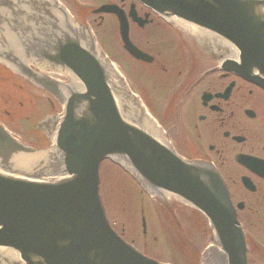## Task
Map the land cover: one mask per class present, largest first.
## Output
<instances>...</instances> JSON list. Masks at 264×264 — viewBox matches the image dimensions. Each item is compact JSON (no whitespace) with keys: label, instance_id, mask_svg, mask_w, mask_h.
Here are the masks:
<instances>
[{"label":"water","instance_id":"water-1","mask_svg":"<svg viewBox=\"0 0 264 264\" xmlns=\"http://www.w3.org/2000/svg\"><path fill=\"white\" fill-rule=\"evenodd\" d=\"M140 1L166 18L229 39L240 51L235 71L264 87V0ZM7 6L0 0L4 29L1 13ZM19 16L8 24L20 32L22 47L37 46L43 59L54 55L80 78L83 89L68 91L64 114L54 122L53 151L28 168L9 159L37 151L0 126L2 168L11 173L0 174V264H163L140 254L108 226L98 195L104 158L123 166L149 192L175 196L208 219L211 246L199 264H246L245 237L215 171L183 159L149 132L137 110L123 105V87L91 36L65 19L59 26L30 27ZM12 49L14 67L23 75L19 56L25 50L18 56Z\"/></svg>","mask_w":264,"mask_h":264},{"label":"flooded vegetation","instance_id":"flooded-vegetation-1","mask_svg":"<svg viewBox=\"0 0 264 264\" xmlns=\"http://www.w3.org/2000/svg\"><path fill=\"white\" fill-rule=\"evenodd\" d=\"M137 15L148 17L145 37L129 21L130 37L153 45L154 81L164 94L165 126L180 154L212 163L232 201L241 202L239 219L264 226V174L238 161L240 155L264 161V91L203 53L200 40L169 25L134 0ZM146 50V49H145ZM157 58V59H156ZM206 95V96H204ZM204 96V97H203ZM245 177L251 188L242 184Z\"/></svg>","mask_w":264,"mask_h":264},{"label":"rangeland","instance_id":"rangeland-1","mask_svg":"<svg viewBox=\"0 0 264 264\" xmlns=\"http://www.w3.org/2000/svg\"><path fill=\"white\" fill-rule=\"evenodd\" d=\"M78 3H82L87 9L94 8L98 2L102 0H76ZM88 14V10H86ZM92 29L96 33V36L110 56V58L116 63L118 67L125 73V76L130 82H132L133 89L141 97L144 104L149 107V100L152 99L150 96L151 85L149 86V80L146 76L147 72L151 70L149 65H134L119 48L117 37L115 39V30L110 18L106 17L104 22L98 26L100 19L89 13L87 17ZM144 42V41H143ZM147 43V42H144ZM1 90V88H0ZM10 94L6 97V104L0 106V113L3 108L12 111L13 106H18L17 103L23 101L25 104L28 102L25 98L17 96L16 91L12 88L9 89ZM4 92H8L5 91ZM16 95V96H15ZM152 95V93H151ZM35 100L34 105L38 104ZM41 105V104H40ZM12 107L11 109L7 108ZM22 109L19 111L20 114L29 115L28 118L22 117L20 119L10 118L4 119L8 128L11 129L15 134L25 136L28 138V130L30 122L38 119L39 117L46 114L47 110L43 106H38L37 109L32 108V104L29 109H24V104L21 105ZM20 107V106H19ZM13 109V110H12ZM17 110V108H16ZM37 110V113H35ZM151 112V110L148 108ZM156 110H158L156 108ZM39 112V113H38ZM161 114V111H157ZM34 116L30 118L31 115ZM100 194L105 206L109 220L115 224L118 228L123 226L125 237L128 240H133L142 244L143 242V228L140 226L141 216L145 218L146 235L145 241L147 247L154 256L162 259L169 260L170 254H175L173 250L177 251L179 258L175 255H171L174 260L181 261L184 257H188L189 253L193 251L197 254L200 252V248L206 245V236L202 232L200 221L198 217L189 216L188 213L178 211L182 216L179 218H173L169 216L158 215V205H155L151 200L144 194L140 187L135 181L130 178L120 167L114 165L112 162L104 161L100 169ZM177 216V215H176ZM248 233L254 238V247L251 249L252 253H249L250 264H264V226L260 222H254L249 225L242 220ZM142 225V224H141ZM199 230H198V229ZM197 230V231H196ZM168 250H167V248ZM172 249H170V248ZM199 249V250H198ZM188 264V263H186Z\"/></svg>","mask_w":264,"mask_h":264}]
</instances>
